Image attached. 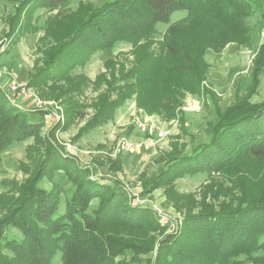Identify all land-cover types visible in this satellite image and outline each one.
<instances>
[{"label": "trees", "instance_id": "1", "mask_svg": "<svg viewBox=\"0 0 264 264\" xmlns=\"http://www.w3.org/2000/svg\"><path fill=\"white\" fill-rule=\"evenodd\" d=\"M67 1L21 0L8 20L9 35L16 34L17 39L24 33L37 32L40 27L31 25L36 11L54 10ZM84 10L88 14L70 36L56 39L48 48L47 44L38 46L44 57L36 61L26 83L27 88L47 90L43 97L62 105L64 121L57 119L44 134L47 111L41 110V119L32 121L30 113L0 86V172L5 150L33 140L27 146L30 164H20L29 175L20 183L5 182L7 194H18V203L0 217V264H53L59 252L62 264H131L126 257L128 251L137 254L153 250V245L143 244L134 234L166 232L171 225L160 220L153 207L136 200L137 196H132L119 180L99 176L96 166H82L52 139L57 130H66L89 115L74 139L88 134L133 97L147 113L168 120L183 115L180 107L185 96L199 92L207 79L206 50L215 49L213 42L209 41L208 46L202 39L201 31L193 30L197 21H206L200 19L203 15H207L208 24L222 21H218L219 30L211 32V37L242 33L221 44L222 50L233 42L252 44L255 37L250 29L256 25L250 19L256 13L252 0H111L100 8L87 6ZM177 10L188 11V19L170 26L167 33L171 38L161 43L159 52L137 54L130 68L121 65L118 75L113 73L108 80L105 73L91 81L77 72L95 52L112 48L122 35L151 38L157 25L168 22ZM261 18L259 27L263 30L264 13ZM226 25L235 27V32L227 31ZM53 32L49 26L39 40L44 42ZM257 47L249 94L238 97L225 110L217 107V119L207 141L197 144L190 154L169 153L164 158V169L156 177L151 181L142 179L145 192L187 175L234 172L243 160L264 163V100L251 99L264 73V39ZM104 83L106 88L91 104L95 112L88 114L80 97L92 84L100 87ZM121 166L120 161H112L109 169ZM56 170L64 171L74 185L64 200L59 185L53 184L50 189L41 185ZM238 178L242 193L238 203L184 216L179 221V233H167L160 240L153 264H264V183L255 187ZM106 179L114 184L103 182ZM95 198H99V204L90 211ZM10 227L19 229L22 237L8 236ZM240 256H244V262L238 261Z\"/></svg>", "mask_w": 264, "mask_h": 264}, {"label": "rangeland", "instance_id": "2", "mask_svg": "<svg viewBox=\"0 0 264 264\" xmlns=\"http://www.w3.org/2000/svg\"><path fill=\"white\" fill-rule=\"evenodd\" d=\"M107 1L111 0H69L54 10L39 8L31 18V25L39 26V30L24 33L19 38L33 33L41 39L46 34L48 27L51 26L54 29L53 36H47L44 42L39 39L37 42V48L38 46L42 48L43 45L41 46V44H47L48 48L56 43V39L70 36L69 34L73 32L78 22L88 14L84 10L85 7L100 8ZM252 1L256 8L255 15L250 18L252 24H256L250 28L253 36H255L252 44L233 42L227 44L222 50L221 44L226 43L229 39L237 38L242 33L238 31L240 34L237 33L233 36L218 35L211 37V32H218V21L220 20L216 19L208 24L206 22L207 15L200 17L201 20L204 18L206 21L199 20L196 26H193V30L202 32V39L208 43V46H211L209 41L215 44V49L208 47L206 50L205 59L208 60V68L205 75L207 79L199 92L188 93L185 96L180 107L183 115L168 120L160 114L147 113L144 109L139 108L135 97H133L120 106L113 117L108 118L104 124L91 130L88 134L74 139L89 115L84 120H76L66 130H57L55 139H52L59 145L62 152L75 156L82 166H96L99 169V176H101V169H109L112 161H120L121 169L114 171L109 169L112 172L109 177L119 180L132 196H137L135 197L136 200L146 202L156 210L160 220L171 225L166 232L153 231L149 235L140 232L134 234V237L139 238L138 240L143 244L153 245V250L140 251L137 254L128 251L126 257L131 264H153L160 240L167 233H179L178 225H181L179 221L184 216L195 214L201 209L214 208L218 211L224 205L235 206L242 194L239 190L238 177L247 180L249 185L252 183L255 187H261V184L264 183V163L259 160H243L237 170L230 173L208 171L194 176L179 177L171 184L156 188L150 193L144 191L142 183L143 178L151 181L164 169V158H168L169 153L184 152L190 154L197 144L207 141L217 119V107L225 110L238 97L249 94L252 87L251 70L255 63L257 44L259 45L264 39V29L261 30L259 27L262 13H264V0ZM20 2L21 0H0V42L11 38L12 43L10 45L14 44L18 35H9L8 20L15 14V7ZM188 16L189 12L186 10L175 11L168 22L157 25L156 32L149 39L135 37V34L132 33L122 35L112 48L103 47V49L95 52L89 62L78 67L77 72L84 73L91 81H95L99 75L104 73L107 80L111 79L113 73L118 75L122 68L121 65L124 64L126 69L130 68L137 54L143 55L148 50L159 52L162 48L161 43L171 38L167 33L170 26L180 21L183 22L188 19ZM226 26L227 31L231 34L235 32L232 31L236 30L235 27ZM220 49L221 51H219ZM32 52L31 60L35 66L36 61L43 59L44 55L37 49ZM260 81L256 92L251 94L252 101L264 100V73L261 75ZM92 85L80 97L87 105L85 111L88 114L95 112L91 104L97 100L98 93L106 88V83L100 87ZM32 92L41 100L40 107H33V111H47L44 134H48L49 129L57 119L65 120V114L61 111L62 105L50 98L43 97L46 96L47 90L32 87L30 93ZM155 124L158 125L160 131L167 132L163 140L156 141L152 137L150 130L152 127H156ZM127 142L131 144V148L124 146ZM32 143L33 140L29 139L10 147L2 154L0 195L3 196H0V217L18 203V194L16 192L12 195L7 194L8 187L5 186V182L11 180L20 183L29 175L20 168V164L25 161L28 165L30 164L26 154L27 146ZM30 167L33 168V165ZM108 182L114 184L110 179ZM53 184L60 186L63 192V200L66 195H71L74 189V185L61 170H56L53 176L45 178L41 183L46 189L52 188ZM171 185L172 187L169 188ZM99 201V198L93 200L90 211L98 206ZM64 207L63 204L62 209ZM7 235L20 238L23 233L19 229L10 227ZM60 256L61 253L59 252L53 264H62ZM240 260L244 262V256H240L238 261ZM246 264L252 263L247 261Z\"/></svg>", "mask_w": 264, "mask_h": 264}, {"label": "crops", "instance_id": "3", "mask_svg": "<svg viewBox=\"0 0 264 264\" xmlns=\"http://www.w3.org/2000/svg\"><path fill=\"white\" fill-rule=\"evenodd\" d=\"M38 39L39 38L36 34L30 33L25 37L14 40V44L11 45L10 48L0 53V86L4 88L8 97H13L20 107L30 113V119L32 121H39L41 119V113H39L40 111H33V107H40V98L33 94V92L30 93L32 88H29V94L22 95L12 93L11 86L13 83L26 85L28 82L29 76L34 68V62L31 60V54L33 53L32 51L37 49ZM155 126V128L152 127L150 130L154 139H156L157 130H160L158 125L155 124ZM111 173L112 172H110L108 168H103L100 172L101 176L106 178L109 177ZM107 181L108 179L105 182Z\"/></svg>", "mask_w": 264, "mask_h": 264}, {"label": "built area", "instance_id": "4", "mask_svg": "<svg viewBox=\"0 0 264 264\" xmlns=\"http://www.w3.org/2000/svg\"><path fill=\"white\" fill-rule=\"evenodd\" d=\"M11 43H12L11 38L10 39H5V40H1V42H0V53H2L3 51L7 50ZM28 90H29V88H27L26 85L20 84V83L19 84L18 83L17 84L14 83L11 86V91H12V93H15V94L27 95L28 94ZM166 133L167 132H165V131L162 132V131L158 130L157 133H156V137H155L156 141L163 140L165 138V136H166ZM124 146L126 148H131V144L129 142H127V144L125 143Z\"/></svg>", "mask_w": 264, "mask_h": 264}]
</instances>
